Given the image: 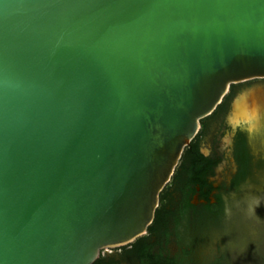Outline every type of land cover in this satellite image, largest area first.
Wrapping results in <instances>:
<instances>
[{"label":"water","instance_id":"obj_1","mask_svg":"<svg viewBox=\"0 0 264 264\" xmlns=\"http://www.w3.org/2000/svg\"><path fill=\"white\" fill-rule=\"evenodd\" d=\"M253 80L264 0H0V264L145 236L201 121Z\"/></svg>","mask_w":264,"mask_h":264},{"label":"trees","instance_id":"obj_2","mask_svg":"<svg viewBox=\"0 0 264 264\" xmlns=\"http://www.w3.org/2000/svg\"><path fill=\"white\" fill-rule=\"evenodd\" d=\"M237 173L230 186L214 189L209 177L220 159L205 158L194 139L184 150L171 182L160 195V204L147 234L121 248V256L132 264H231V252L210 242L214 234L225 232V198L237 190L253 172V164L244 143L235 148ZM199 188V192L196 189ZM215 191V195H211ZM198 195L199 205L191 199ZM211 197L213 202H211ZM172 247L175 251H172ZM94 264H116L104 258Z\"/></svg>","mask_w":264,"mask_h":264},{"label":"rangeland","instance_id":"obj_3","mask_svg":"<svg viewBox=\"0 0 264 264\" xmlns=\"http://www.w3.org/2000/svg\"><path fill=\"white\" fill-rule=\"evenodd\" d=\"M257 137L252 138L249 148L253 172L237 190L226 196L225 232L214 234L210 242L213 249L222 246L231 252V264H264V136L255 139ZM223 171L226 168L221 166L219 181ZM171 249L175 251L174 247Z\"/></svg>","mask_w":264,"mask_h":264},{"label":"flooded vegetation","instance_id":"obj_4","mask_svg":"<svg viewBox=\"0 0 264 264\" xmlns=\"http://www.w3.org/2000/svg\"><path fill=\"white\" fill-rule=\"evenodd\" d=\"M255 88H257V90H261L264 94V80H253L231 86L222 103L217 107L213 114L201 121V129L198 135L195 137V139H198L199 153L205 158L214 157L220 159L218 165L214 169V174L208 179L209 183L212 184L214 189H218L223 184H225L226 187H229L232 179L236 175L237 164L234 153L239 141L244 143L250 155L249 148L253 142L251 137L258 135V137L255 139H260L261 136H264V119L260 128L257 129L258 131L253 134L251 131L249 133L248 124L233 129L231 123L235 121L232 120L229 122L228 120L232 105H234L235 101H237L240 106L242 105L243 107H247L246 104L248 101L243 103L242 96L244 94L250 93L253 89L255 90ZM237 122L239 121L237 120ZM235 124L237 125L236 122L233 125ZM221 146H223V148H221ZM221 166L226 168V171H223V178L219 181L218 171ZM196 192H199V188L196 189ZM215 194L216 192L213 191L211 195L213 196ZM211 202H213L212 197ZM191 203L193 205H199L202 203V201H199L198 195H194L191 199ZM100 258H104L107 262L110 259H113L116 264H122L123 262H126L121 256L120 249L103 252L101 253Z\"/></svg>","mask_w":264,"mask_h":264},{"label":"bare ground","instance_id":"obj_5","mask_svg":"<svg viewBox=\"0 0 264 264\" xmlns=\"http://www.w3.org/2000/svg\"><path fill=\"white\" fill-rule=\"evenodd\" d=\"M257 88H255V90L254 89L251 90L250 93L244 94L242 96L243 97V99H242L243 103L248 101L246 105H251L250 109H248L249 113H247V115H245L244 111H242V115H245V116H243V118H244L245 122L249 125V130H248L249 133H250V131L253 132L254 130L259 129L262 122H263V119H264V94L261 90H257ZM245 108H247V107H245ZM240 112H241V110H240ZM250 112H252V113H250ZM235 125H233V126H235ZM246 128H247V126H246Z\"/></svg>","mask_w":264,"mask_h":264}]
</instances>
